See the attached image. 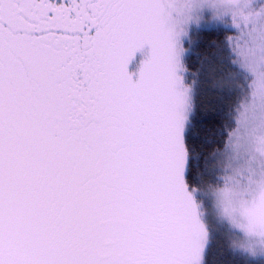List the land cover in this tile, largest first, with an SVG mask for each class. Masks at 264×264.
<instances>
[{
	"label": "snow or ice",
	"instance_id": "snow-or-ice-1",
	"mask_svg": "<svg viewBox=\"0 0 264 264\" xmlns=\"http://www.w3.org/2000/svg\"><path fill=\"white\" fill-rule=\"evenodd\" d=\"M222 236L264 264V0H0V264H208Z\"/></svg>",
	"mask_w": 264,
	"mask_h": 264
},
{
	"label": "trees",
	"instance_id": "trees-1",
	"mask_svg": "<svg viewBox=\"0 0 264 264\" xmlns=\"http://www.w3.org/2000/svg\"><path fill=\"white\" fill-rule=\"evenodd\" d=\"M213 40L216 38L213 37ZM223 40V37H220ZM204 45L208 43V38H202ZM204 45H202L201 51H205ZM204 57L197 59L196 55H193L191 60L192 70L196 71L199 69ZM204 83L201 86L200 93L197 97V110L198 119L201 121V128L207 134L208 139H213V134L219 129L221 123V117L217 115L221 109L227 108V101H223L221 94L217 89L219 71L214 66L207 77H204ZM218 138V137H217ZM211 151V148L207 149ZM224 243L225 238L222 236L216 241L213 247L209 251L208 264H223L224 260Z\"/></svg>",
	"mask_w": 264,
	"mask_h": 264
}]
</instances>
